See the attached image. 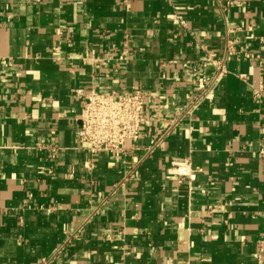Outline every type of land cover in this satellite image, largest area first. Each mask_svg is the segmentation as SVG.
<instances>
[{"label": "crops", "instance_id": "obj_1", "mask_svg": "<svg viewBox=\"0 0 264 264\" xmlns=\"http://www.w3.org/2000/svg\"><path fill=\"white\" fill-rule=\"evenodd\" d=\"M237 1L0 0V264H264V0ZM137 90L148 128L91 169L86 96Z\"/></svg>", "mask_w": 264, "mask_h": 264}, {"label": "built area", "instance_id": "obj_2", "mask_svg": "<svg viewBox=\"0 0 264 264\" xmlns=\"http://www.w3.org/2000/svg\"><path fill=\"white\" fill-rule=\"evenodd\" d=\"M216 2L224 17L240 5L237 0H216ZM174 19L182 27H187V22L181 15L175 14ZM236 31H241V29ZM236 31L230 33L234 34ZM248 31L253 32L254 25H251ZM227 51L228 54L235 55L236 42L229 41ZM227 58L226 56L225 59L217 61L214 56L209 55V60L218 73H216V80L204 91V96L214 95L215 85H218L222 76L227 73ZM76 93L82 95L83 92L78 90ZM255 97L259 99L261 92H256ZM146 105L147 96L140 90L133 93L93 91L86 96L79 120L80 128L76 139V149L90 156L91 169L95 167L93 160L95 156L102 153L119 156L125 151L129 142L138 143L140 141L143 130L149 123ZM151 133V129H147V135L151 136ZM157 145L159 146V143ZM260 154L264 156V148ZM191 168L192 165L188 159H180L172 163L173 172L181 178L189 177Z\"/></svg>", "mask_w": 264, "mask_h": 264}]
</instances>
